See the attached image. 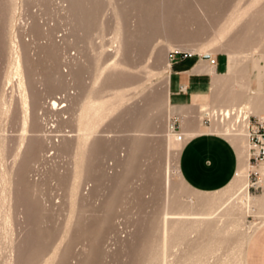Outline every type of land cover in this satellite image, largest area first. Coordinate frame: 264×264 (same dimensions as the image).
I'll return each instance as SVG.
<instances>
[{"label":"rangeland","instance_id":"rangeland-1","mask_svg":"<svg viewBox=\"0 0 264 264\" xmlns=\"http://www.w3.org/2000/svg\"><path fill=\"white\" fill-rule=\"evenodd\" d=\"M101 1L103 2V0H16L18 9L15 14L17 22L14 24V30L22 33L26 42L30 43L25 53L28 54L26 55L28 56V67L32 65L29 67L32 81L38 88L42 87V90L40 88L39 91H36V102H39L36 104L39 109L43 107L42 110H38L39 113H43L42 123L46 126L47 124L54 126L56 124L54 129L56 130L58 124L54 120L55 117L50 115L45 106L51 97L59 96L58 93L64 90L62 88L64 82L60 75L62 68L66 65L65 60L69 53L73 52L70 51L74 48L72 41L75 39L78 46L75 44L74 49L78 48L77 50H80L86 59L85 71L92 75L96 68L95 50L100 44L108 45L112 38L115 18H119L122 25L128 29L126 50L131 66L121 78V85L124 87L121 97L122 103L130 108L126 115L108 127V130L115 134V139L110 143L98 142L94 145L96 150L92 148L93 151H90L89 157L91 158L88 157L89 162L87 161V176L94 187L85 205L86 225L73 232V235L76 234L77 243L70 244L69 248L64 249L63 263H61L69 264L75 248L82 247L79 244L81 242L79 239L88 237L91 239V244L85 248L86 257L89 258L88 264H143L146 250L158 237V230L161 226L159 220L167 198L166 180H169L170 187L175 193L173 197H176L174 199L179 203H187L191 199L196 200L204 195L197 194L185 182V185L181 184L175 172V164L178 165L176 163L178 155L176 154L180 147L171 143V136L169 132L167 133V124L170 123L171 126L173 124L172 135H178V122L177 115L173 114L169 118V108L165 107L167 98L165 81L170 69H164L163 58L166 57L167 62L171 64L180 55L176 54L171 59V53L191 52L195 55L207 54L210 55L207 58L212 59L219 57L221 62L225 63L229 56L230 59L236 58L234 67L236 71L241 70L249 73L250 70L252 73L249 60L261 59L264 61V0L256 2L255 0H111L114 13L107 10L109 9V0L104 1L105 3ZM68 2L73 6V8L69 7L71 11L63 10L62 6L65 7ZM74 2L76 4H73ZM79 2H82L81 5ZM99 7H103V9ZM8 10H10V1L0 0V39H2L0 40V99L4 93L7 105L11 98L17 97L19 91L14 77H11V81L6 80L7 74L13 75L14 73V69L10 66L6 42L9 34L7 29ZM234 18H240V20L235 23L229 22V25L232 26L230 32L221 40L226 49L216 46L201 47L213 40L217 42L226 22L232 21ZM130 26L132 29L129 28ZM246 29L248 30L246 31ZM62 39L63 43L61 44ZM69 44H71V48H69ZM154 50L157 51L156 57H152ZM19 52L20 55L24 54L22 49ZM262 61L260 64H263ZM41 81L49 83L48 86ZM39 83L45 85L39 86ZM11 107L10 114L6 116L8 118L3 117L1 122L0 133L7 136V143L3 148L5 156L2 152L0 157V164L3 165H0V172L11 166V161L13 162L14 154L18 149L17 141L19 131H21L20 113L14 106ZM166 109H168L169 115ZM68 115L66 114L65 117ZM256 121L253 120L251 124H255ZM62 126H64L63 129L68 130V124H62ZM51 135L55 136L58 133L55 132ZM35 147L37 148L35 149ZM41 147L43 148L40 141L33 140L25 148L24 159L19 165L13 192L14 203L18 210L25 212L28 227L22 230L19 225L15 224L13 225L14 235L5 238L0 226V238H2V240L0 239V263L11 254L9 246L12 238L19 242L20 257L28 260L31 264V261H37L52 254V248L55 247V236L61 233L62 225L60 224H63L69 207L67 203H69V169L72 165V153L67 144L61 145L58 151L54 150L55 152L53 149L46 148L45 151L49 150L50 153H54L53 159L43 162L39 156L43 155L45 151L41 152ZM35 150L37 151L33 152ZM123 151L127 157L121 159L119 156L123 154ZM103 154L106 156L104 160ZM111 159L116 163L117 170L116 179L113 182H109L107 179V171L112 163ZM249 163L251 168L248 173L247 193L252 199L263 194L264 186L261 182V175L255 174L258 166L253 162ZM24 173L26 177H24ZM20 176L25 179L22 180ZM109 183L113 185L111 186ZM239 192V190H230L232 195L230 199L236 197ZM169 195L171 196L170 193ZM98 200L101 201L99 208L96 205ZM234 200L238 201L240 197H236ZM57 201L58 206L54 207L52 204ZM245 216L242 230L246 233H249L252 227L257 228L263 223L261 216L258 215V209L254 205L250 213L247 212ZM104 219L106 221L103 226ZM101 227L104 228L99 230ZM125 230L128 233L132 232L128 240L121 239V233H125ZM236 241L239 240L236 238ZM108 246L112 248L111 251L106 250ZM246 251L248 264H264V231L259 237L258 243L251 245Z\"/></svg>","mask_w":264,"mask_h":264},{"label":"bare ground","instance_id":"bare-ground-1","mask_svg":"<svg viewBox=\"0 0 264 264\" xmlns=\"http://www.w3.org/2000/svg\"><path fill=\"white\" fill-rule=\"evenodd\" d=\"M9 1H10V10H8L9 13L7 14L8 15L7 29L9 31V34L7 35L6 42L8 44V56L10 59V66L12 69H14V73H13V75L7 74L6 80L11 81L12 80L11 77H14V81L17 83L19 91L17 90L18 95L16 98H14V99L9 98L10 102L8 101L9 102L8 105L6 102L5 94L3 93L1 95V99H0V131H1V127H2V125H1L2 118L3 117L6 118V116H8L10 114V112L12 110L11 106H14L19 111L18 113H20V115H19L20 116V123L19 124L21 125L20 126L21 131H19L20 134L18 136V141H17L18 149L16 146L17 152L14 154V159L12 157L13 162L11 161V163H12L11 166L7 167L6 169H4L3 171L0 172V226L3 230V235L5 236V238H9V237H12L14 235L13 234V231H14L13 225H15V224L19 225V227H21L22 230H25L28 227V222L26 219L25 212L23 210H20V209L18 210V208L16 207V205L14 203L15 197H14V192H13V191H15L13 188V186L15 184V178L18 174L19 165H21V163L24 159L23 157L25 155V148L27 147V145L33 140L40 141L42 146H43V148L41 147L42 149L40 148L41 152H44L46 150V148L47 149H53V151L54 150L58 151L61 148L60 147L61 145L67 144L71 150V153H72V159H71L72 165L70 164L71 165L70 169L68 167V169L70 170V172H69L70 190L68 191L69 188L67 189V191L69 192V194H68L69 195V198H68L69 203H67V204H69V207L67 208L68 211H66L67 215H66L64 222H62L63 224H60L61 222L59 220V222H60L59 224L62 225L61 226L62 229L60 228L61 233H59V234H57V236H55V239H54L55 247L52 248L53 249L52 254L49 257L44 256L37 261H33V262L31 261V264H62L63 263L62 258L64 255V249L67 248L70 244H73L75 242L77 243V241H76L77 238H75L76 234L73 235V232L77 231L79 228L86 225V220H87L86 214H87V212H85V209H86L85 205L87 204L89 197H90V193L92 192L93 187H94L93 183L91 181H89L88 176H87L88 175L87 174V161H88L90 151L92 150V148L95 149L96 146L94 147V145L97 144L98 142H109L110 143L115 139V134H112L113 132L109 131L108 127L110 124L114 123L120 117L126 115L128 109L130 108V106L122 103V97H121V93L124 91V87L121 85L122 84L121 78H123L122 76L125 75L127 69L131 66L129 64L128 53L126 50V45H128L126 42V39H127L126 32L128 31V29L122 25V22L119 18H117V17L115 18V25L113 27L112 38L109 41L108 45L100 44L97 47V50H95L96 53L94 55H95V59H96V68H95V72L92 75H90L88 72L85 71L86 59L82 55L80 50H77L78 49L77 47H76L77 49H74L75 48L74 45L76 44L75 39L72 41V43L74 44L73 45L74 48L70 51H73V52H70L67 59L65 60L66 65L62 68L61 75H60L63 79V82H64L63 83L64 87H62L64 90L61 91V93H58L59 96L52 95L54 97H51L49 99L47 105L45 106L47 108V111L50 113V115H53L55 117L54 120L58 124V126H57L58 129L54 130L56 124H55V126L54 125H48V124L46 126L44 123H42V117L41 116L43 113L38 112V110H42L43 107L41 109H39V107L36 104V103H39V102H36V99H37L36 98V91H39L40 88L42 90V87L38 88V86H36L32 81L31 73L29 70V67H31L32 65L28 67V64H29V63H27V57L28 56H26L28 54L25 53V50L30 43L26 42L24 35L22 33L16 32L14 30V28H15L14 24H16V22H17V21H15V14H16V11L18 8H17L16 0H9ZM104 1H106V0H103V2ZM256 1H258V0H255V2ZM82 2H79L80 5ZM101 2H100V4H101ZM111 2L112 1L109 0V9H107V10H109L110 13H114V6H112ZM97 3H99V2H97ZM73 4H76V3L74 2ZM77 4H78V1H77ZM61 5H63V4H61ZM82 5L84 7V4H82ZM70 6L73 8V6L69 5V2H68L65 5V7L64 6H62V7H63V10L66 11V10H69ZM98 6H100V5H98ZM100 9H103V7ZM69 11H71V10H69ZM75 12H76V10H75ZM96 19H97V17H96ZM100 19H101V17H100ZM239 20H240V18H234V19H232V21H227L228 23L226 22L225 26L221 30V32L219 34V38L217 39V42L213 40V41L207 42L206 44L202 45L201 47L206 48L208 46H210V47L216 46V47H221L223 49H226V46L225 47L223 46V41H221V40L230 32V29H231L230 27H232V26L229 24L231 22L235 23ZM70 21H72V20H70ZM243 21H245V20H243ZM243 24H242V26L247 25V23L244 25ZM129 28L132 29V26H130ZM235 29H236V27H235ZM45 30H47V29H45ZM80 30H82V29H80ZM89 30H90V28H89ZM247 30L248 29H246V31ZM48 31H49V28H48ZM52 32H53V30H52ZM92 34L94 35V33H92ZM95 35H97V34H95ZM41 38H43V37H41ZM104 38H105V36H104ZM44 39H42V40H44ZM50 39H52V38H50ZM87 39H85V40H87ZM92 39H95V38H92ZM0 40H2V39H0ZM48 40H49V38H48ZM60 40H61V38H60ZM64 41H66V40H64ZM35 43H37V42H35ZM62 43H63V39H62L61 44ZM78 43H80V42H78ZM69 45H70L69 48H71V44H69ZM95 45H97V44H95ZM46 46H48V45H46ZM49 46H51V45L49 44ZM34 47H35V45H34ZM56 47H58V46H56ZM95 48H96V46H95ZM192 48H194V46H192ZM21 49L24 51L23 55H20L19 51ZM88 49H90V48H88ZM64 50H66V49H64ZM90 50H92V48ZM89 51H87L88 54H89ZM93 53H92V55H93ZM197 54H198V52H197ZM85 55L87 56V54H85ZM156 55H157V51L154 50L152 52V57L153 56L156 57ZM205 56L208 57L209 55L205 54ZM34 59H35V57H34ZM30 64H32V63L30 62ZM162 65H163L164 69H169L170 63L167 62L166 57L163 58ZM5 72H6V70H5ZM58 76H59V74H58ZM41 82H45V81H41ZM133 83H135V82H133ZM43 84L39 83V86H41V85L43 86ZM48 84L49 83H46L47 86H48ZM167 84H168V82L166 79L165 85H166L167 98L165 100V107L169 108ZM59 87L61 88V86H59ZM5 90H6V88H5ZM38 95H39V93H38ZM55 95H57V94H55ZM45 97H47V96H45ZM41 99H42V97H41ZM166 110L168 113V109H166ZM13 112H14V110H13ZM66 114H69V115L65 117ZM168 115H169V113H168ZM62 124H64V125L68 124V130L63 129L64 126H62ZM20 128H19V130H20ZM246 128H247V124H246ZM167 129H168L167 133L169 132V134L173 131V128L170 125V123L167 124ZM3 132H4V130H3ZM55 132L58 133V135L52 136L51 134L55 133ZM245 134H246V130H245ZM246 135L248 136V134H246ZM15 137H17V136H15ZM6 140H7V136L4 133H0V157L2 155L1 153L3 152V148H4L5 144L7 143ZM9 140H10V138H9ZM177 140L181 141L178 139V136H177ZM36 148L37 147H35V149ZM62 149H63V147H62ZM166 149H168L167 146H166ZM8 150H10V149L8 148ZM36 151L37 150H35L33 152H36ZM111 151H113V150L111 149ZM3 154H4V152H3ZM53 154L54 153H50V151L48 150V151H45V153L43 155H41V156L38 155V156L41 157L40 159H42L43 162H47V161H51V159H53ZM176 155H178V154H176ZM4 156H5V154H4ZM102 156H103V160L106 159V156H104V154ZM119 157L121 159H124L125 157H127L125 151H123V154H121ZM249 157H250V151H249ZM65 158H66V156H65ZM89 158H91V157H89ZM111 161H112L111 167L109 168V170L107 169L108 170L107 171V177H108L107 179L109 182L115 181L116 173H117V170L115 168L116 163L113 162V159H111ZM176 163H178V162H176ZM0 165H2V164H0ZM249 166L251 168L250 163H249ZM259 166L257 168V172L262 177V174L259 170ZM34 167H35V165H34ZM2 169H3V167H2ZM24 169H25V167H24ZM35 169H36V167H35ZM39 169H38V171H39ZM247 169H248V167H247L246 163L242 164L241 169H240V173H239L238 177L235 179L234 184L225 188L224 190H221L220 192L212 193V195L211 194L206 195L204 193H200V192L195 191L199 195H202V194H204V195L198 197L196 200L191 199L187 203H179V202L175 201L174 198H176V197H173V196H175V193L171 189L169 180L167 179L166 180L167 198H166V201L164 204V209H163L162 215L160 216L161 219L159 220V222L161 223V226L158 230V237L156 238V240H154L149 245L148 249L146 250L143 264H245L246 246L249 242V239H250L252 233L256 229V227H252V229L249 233H246L244 230H242V228H243L242 222L244 220V217H246L245 214L247 212L250 213V210L252 209V206L254 205L258 209V215L261 216V218L264 222V188H263V194L261 196H259L257 198H252V199L250 198L249 194L247 193L248 192L247 191V189H248V178H247V172L248 171H247ZM21 170H23V169H21ZM175 172H176V175L180 179V183L185 185L184 181L182 180L181 174H180L179 165H177V164H175ZM24 177H26L25 173H24ZM28 177H30V176H28ZM20 178H21V176H20ZM21 179L23 180L25 178H21ZM36 179H38V178H36ZM36 179H34V180H36ZM36 182H39V181L36 180ZM262 182H264V175L262 177ZM113 184L115 185V182ZM235 184H236V186H235ZM56 186H57V184H56ZM37 187H38V185L36 186V188ZM58 187H60V186H58ZM230 190H233V191L239 190L240 192L238 195H236V197H238V198L240 197V200L235 201L234 198H236V197L230 199L232 197V195L230 194ZM169 193L171 194V196L169 195ZM66 194H67V192H66ZM57 203H58V201L53 202L52 205L54 207H57L58 206ZM105 203H106V201H105ZM100 204H101V201L98 200V202H96L97 207L101 206ZM102 204H103V202H102ZM89 208H90V206H89ZM103 208H105V207H103ZM91 216H93V215H91ZM103 217H105V216H103ZM99 218H100V216H99ZM105 221L106 220L104 219V221L102 222L103 226L105 225ZM87 227H88V225H87ZM103 228L104 227H101V228H99V230L103 229ZM246 229H247V227H246ZM131 233H132L131 231L129 233H128V231H126L125 233H121V239L122 240L130 239ZM236 238H237V240H239L238 242L236 241ZM0 239L2 240V238H0ZM89 239L90 238H88V237L87 238L82 237L79 239L81 242L80 243L78 242V243L81 244L82 247L77 248V249L75 248L73 256L69 260V264H88L89 263V258L86 257V252H85V248L89 247V245L91 244V239L90 240ZM47 240H49V239H47ZM43 241H45V240H43ZM89 241H90V243H89ZM18 243L19 242L13 240V238L11 239L10 246H9L10 250H11V254L9 257L5 258V260L0 264H29L28 260H24L20 257ZM106 250L111 251L112 248H110L108 246V248Z\"/></svg>","mask_w":264,"mask_h":264},{"label":"crops","instance_id":"crops-1","mask_svg":"<svg viewBox=\"0 0 264 264\" xmlns=\"http://www.w3.org/2000/svg\"><path fill=\"white\" fill-rule=\"evenodd\" d=\"M261 61L249 60L252 73L236 71V58L229 56L225 63L217 57L215 65H210L205 54L192 58L178 55L170 64L169 118L177 115V132L182 136L178 141V135H172V131L170 141L180 147V174L192 190L204 194L224 190L234 184L245 163L248 178L250 146L246 124L248 127L253 120L264 121V61L260 64ZM259 170L263 177L264 163ZM263 231L264 222L252 233L246 250L258 243ZM246 250L245 264H248Z\"/></svg>","mask_w":264,"mask_h":264},{"label":"built area","instance_id":"built-area-1","mask_svg":"<svg viewBox=\"0 0 264 264\" xmlns=\"http://www.w3.org/2000/svg\"><path fill=\"white\" fill-rule=\"evenodd\" d=\"M176 54H180L182 58H192L195 54L191 52H173L170 58L173 59ZM210 65H215V59L208 58ZM248 130V142L250 146V158L249 162H253L257 166L264 163V121L257 120L255 124H249ZM178 139L181 140L182 136L178 135ZM258 175V172L255 173Z\"/></svg>","mask_w":264,"mask_h":264}]
</instances>
